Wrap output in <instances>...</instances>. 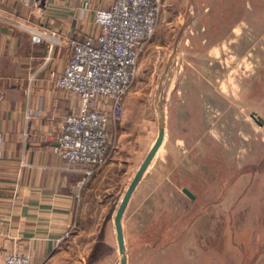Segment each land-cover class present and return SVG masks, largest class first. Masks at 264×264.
<instances>
[{
  "label": "rangeland",
  "instance_id": "obj_1",
  "mask_svg": "<svg viewBox=\"0 0 264 264\" xmlns=\"http://www.w3.org/2000/svg\"><path fill=\"white\" fill-rule=\"evenodd\" d=\"M126 96L122 144L84 191L95 222L87 217L86 232L67 236L45 264H119L116 238L100 231L90 246L89 229L108 217L97 216L98 199L116 204L133 178L160 111L165 142L123 219L127 264H262L264 0H165ZM126 151L129 172L112 198L109 177Z\"/></svg>",
  "mask_w": 264,
  "mask_h": 264
},
{
  "label": "crops",
  "instance_id": "obj_2",
  "mask_svg": "<svg viewBox=\"0 0 264 264\" xmlns=\"http://www.w3.org/2000/svg\"><path fill=\"white\" fill-rule=\"evenodd\" d=\"M111 3L112 0H0V132L4 135L0 159V260L17 250L27 253L31 264H45L67 238L68 231L76 236L86 232L83 224L87 217L95 222L93 215L83 211L82 200L97 172L87 175L85 166L67 164L54 150L66 116L79 112L80 101L75 94L55 87L51 80L52 73L64 70L69 57L68 45L53 38L96 36V10L109 8ZM30 28L48 35L35 42ZM126 100L127 96L122 119L113 129L117 149L122 144L121 127L129 122L124 115ZM161 146L129 199L122 225L133 195ZM128 155L132 152H123V157L115 160L117 168L106 189L112 198L114 187L129 172ZM132 179L119 197L118 206ZM97 202V216L104 213L108 217L102 224L97 217L96 228L89 229L90 246L103 240V232H107V242L110 236L117 240L114 218L118 206L110 198Z\"/></svg>",
  "mask_w": 264,
  "mask_h": 264
},
{
  "label": "built area",
  "instance_id": "obj_3",
  "mask_svg": "<svg viewBox=\"0 0 264 264\" xmlns=\"http://www.w3.org/2000/svg\"><path fill=\"white\" fill-rule=\"evenodd\" d=\"M164 2L112 0L109 8L96 10V36L53 38L68 45L69 57L64 70L52 73L51 80L80 101L79 112L66 116L54 150L67 164L85 166L87 175L108 162L117 149L113 129L122 119L139 56L157 29ZM30 29L35 42L48 35ZM3 153L4 135L0 132V159ZM0 264H31V259L27 253L14 250L5 254Z\"/></svg>",
  "mask_w": 264,
  "mask_h": 264
},
{
  "label": "water",
  "instance_id": "obj_4",
  "mask_svg": "<svg viewBox=\"0 0 264 264\" xmlns=\"http://www.w3.org/2000/svg\"><path fill=\"white\" fill-rule=\"evenodd\" d=\"M161 112V117L159 119V131L158 135L149 149L148 153L146 154L145 158L143 159L142 163L140 164L138 170L136 171L132 181L130 182L127 190L124 193V196L117 208L115 218H114V223H115V229H116V236H117V243H118V248L119 252L121 254L119 264H127L128 263V252H127V247L125 243V237H124V231H123V225H122V217L125 212L126 206L129 202V199L137 187L139 181L141 180L145 170L151 163L153 157L155 156L158 148L161 146L163 143V140L165 138V125H164V116ZM183 192L187 194L191 199L195 198V194L187 187H183ZM264 264V261L263 263Z\"/></svg>",
  "mask_w": 264,
  "mask_h": 264
}]
</instances>
